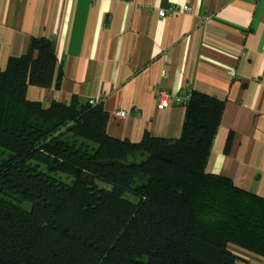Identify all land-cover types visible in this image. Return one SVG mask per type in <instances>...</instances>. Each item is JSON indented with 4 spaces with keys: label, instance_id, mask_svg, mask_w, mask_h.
<instances>
[{
    "label": "trees",
    "instance_id": "1",
    "mask_svg": "<svg viewBox=\"0 0 264 264\" xmlns=\"http://www.w3.org/2000/svg\"><path fill=\"white\" fill-rule=\"evenodd\" d=\"M48 37L0 67V264H242L264 257V197L207 171L224 102L195 92L178 137L107 131L99 102L59 87Z\"/></svg>",
    "mask_w": 264,
    "mask_h": 264
},
{
    "label": "crops",
    "instance_id": "2",
    "mask_svg": "<svg viewBox=\"0 0 264 264\" xmlns=\"http://www.w3.org/2000/svg\"><path fill=\"white\" fill-rule=\"evenodd\" d=\"M172 4L192 12L157 14ZM32 36L51 40L63 77L59 87L30 86L28 97L96 99L114 137L181 135L186 106L158 109L161 89L179 93L189 82L197 97L222 100L207 171L264 197V0H0L2 69ZM232 248L242 264H264Z\"/></svg>",
    "mask_w": 264,
    "mask_h": 264
},
{
    "label": "built area",
    "instance_id": "3",
    "mask_svg": "<svg viewBox=\"0 0 264 264\" xmlns=\"http://www.w3.org/2000/svg\"><path fill=\"white\" fill-rule=\"evenodd\" d=\"M184 12H192V6L189 4H172L166 8H159L157 14L160 17H174ZM193 94L194 90L189 82H187L182 87L179 93H174L166 89H161L157 92L156 106L158 109L167 110L173 105H186L192 98ZM88 101L91 104H95L98 102L96 99H89ZM117 113L121 116L126 115L125 110H119Z\"/></svg>",
    "mask_w": 264,
    "mask_h": 264
}]
</instances>
